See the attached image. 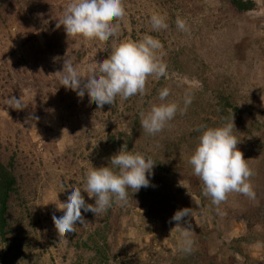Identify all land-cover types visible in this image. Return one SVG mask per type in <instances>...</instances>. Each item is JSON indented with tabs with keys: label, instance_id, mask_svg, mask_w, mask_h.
I'll use <instances>...</instances> for the list:
<instances>
[{
	"label": "rangeland",
	"instance_id": "374dc122",
	"mask_svg": "<svg viewBox=\"0 0 264 264\" xmlns=\"http://www.w3.org/2000/svg\"><path fill=\"white\" fill-rule=\"evenodd\" d=\"M244 1L254 9L239 12L231 0H123L126 16L114 21L119 35L101 42L67 37L63 25L56 26L70 0H0V162L16 154L0 264H264V0ZM153 14L168 28L154 31ZM177 17L188 31L178 29ZM145 35L161 42L157 55L168 75L149 76L143 96L122 101L118 95L98 108L87 93L80 98L61 85L64 59L84 76L120 41ZM165 87L170 94L163 102H175L178 110L150 135L140 113L162 103ZM187 93L191 104L181 114ZM11 97L27 106H8ZM81 100L84 106L77 105ZM232 119L237 148L254 172L255 199L231 192L217 207L203 195L189 159L201 125ZM127 133L130 151L155 162L150 186L128 189L126 205L113 202L97 216L82 209L89 223L59 237L51 217L63 211L56 205L73 186L94 205L83 191L86 174L101 167L109 138ZM184 208L191 209L183 225L193 231L191 253L181 250L182 230L171 219Z\"/></svg>",
	"mask_w": 264,
	"mask_h": 264
},
{
	"label": "clouds",
	"instance_id": "9594fccd",
	"mask_svg": "<svg viewBox=\"0 0 264 264\" xmlns=\"http://www.w3.org/2000/svg\"><path fill=\"white\" fill-rule=\"evenodd\" d=\"M125 16L123 0H70L56 26L63 25L67 37L79 36L85 40L97 39L105 42L110 37L119 35L120 24L114 21L123 20ZM150 23L154 31L168 28L165 18L159 14H153ZM176 25L178 29L188 31L186 21L179 17L176 19ZM161 48V42L151 35H145L139 41H120L106 59L95 62V67L88 69L87 75L84 76L76 70L71 59H64L63 70L60 71L61 85L76 92L80 98L87 93L90 103L94 102L98 108L105 104H114L118 95L122 101L137 94L143 96L149 76L159 80L168 75L166 63L157 55ZM169 94V88L161 89L159 99L162 103L153 104L146 114L140 113V125L150 135L162 131L177 113L178 105L175 102H163ZM6 103L16 110H23L27 106L16 97L8 98ZM190 104L191 94L187 93L181 114L186 112ZM234 128L233 119L230 123L214 128L201 125L200 129H197H203L199 143L189 159L193 174L203 182V195L210 197L212 204L217 207L231 192L255 199L250 180L254 172L237 148L240 142L233 134ZM109 164L99 168L92 166L86 174L83 191L89 198L95 199L94 205L86 203L81 194L82 188L78 186L72 187L66 202L56 205L57 210L63 211L62 216L53 214L51 217L59 237L75 232L76 224L89 223L82 216V209L97 216L106 212L113 202L126 205L129 198L128 189L135 193L142 187L150 186L148 177L152 175L155 164L151 157L129 151L125 145L110 157ZM190 213L191 209L184 208L176 211L171 218L176 222V227L182 230L181 250L186 253H191L194 243L191 239V225L183 226L186 223L185 217L190 216Z\"/></svg>",
	"mask_w": 264,
	"mask_h": 264
},
{
	"label": "trees",
	"instance_id": "16d2710c",
	"mask_svg": "<svg viewBox=\"0 0 264 264\" xmlns=\"http://www.w3.org/2000/svg\"><path fill=\"white\" fill-rule=\"evenodd\" d=\"M231 4L239 12H247V11H251L254 9V4L251 1L231 0ZM77 105L84 106L83 100L79 101ZM135 124H136V121L132 120L130 123H127L126 126H128L129 128H132L135 126ZM131 136H132V133H127L126 135L120 134L117 140H115V138L112 136L109 138L111 141L110 142L111 147L109 146L106 147L105 153L102 155L103 158L101 159V162H100L101 167L107 166L110 163V160L108 159V157H111L110 154L112 153L116 154L119 151V148H121L122 146L126 145L127 150L130 151V148H131L130 141L132 139ZM16 137H17L18 143L21 142V140H23L22 137H20V131L17 132ZM121 138L124 140H122ZM6 152H8L7 149H6ZM15 159H16V154L11 151L9 153V161L7 162V164L4 165L0 162V234L3 237L5 235L4 230L6 228L5 215L7 211V201L9 198V194L11 192H14L16 188V181L12 174L14 170ZM107 159H108V162H107ZM108 166L111 167L110 164ZM97 233L100 234L101 231L98 230Z\"/></svg>",
	"mask_w": 264,
	"mask_h": 264
}]
</instances>
